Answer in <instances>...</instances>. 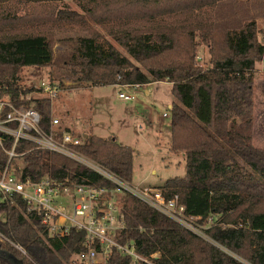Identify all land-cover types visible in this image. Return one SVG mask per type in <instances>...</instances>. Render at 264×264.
Wrapping results in <instances>:
<instances>
[{
    "label": "trees",
    "instance_id": "trees-1",
    "mask_svg": "<svg viewBox=\"0 0 264 264\" xmlns=\"http://www.w3.org/2000/svg\"><path fill=\"white\" fill-rule=\"evenodd\" d=\"M0 0V100L35 110L39 128L55 138L68 132L53 130L50 100L20 84L30 67L38 76L54 65L53 28L73 24L86 35L75 39L66 63L78 87L170 84V145L184 157V176L158 189L165 199L178 196L186 214L197 223L213 221L205 230L212 242L182 229L129 194L120 197L124 227L120 245L150 264H264V149L252 143L254 66L263 60L257 16L245 14L221 20L210 13L236 0ZM20 3L19 12L2 3ZM86 19L102 27L118 50ZM205 48L203 64L196 58ZM15 124H13V127ZM0 170L13 151L12 167L33 182L45 176L78 184L111 187L79 163L60 154L35 150L30 142L0 134ZM77 153L132 182L133 150L115 137L89 135ZM84 231L71 229L62 237H48L39 218L26 214L23 202L0 200V264H71L85 250ZM98 250V248L96 247ZM152 255L156 257L151 258ZM133 259L112 249L103 264H132ZM144 264V263H141Z\"/></svg>",
    "mask_w": 264,
    "mask_h": 264
},
{
    "label": "rangeland",
    "instance_id": "rangeland-1",
    "mask_svg": "<svg viewBox=\"0 0 264 264\" xmlns=\"http://www.w3.org/2000/svg\"><path fill=\"white\" fill-rule=\"evenodd\" d=\"M50 5L55 9L67 6L80 12L78 5L69 0ZM2 6L16 8L19 12L22 10L20 3L16 2H5ZM242 14L258 17L257 26L261 30L258 41L264 46V0H236V5L225 2L221 9L210 13V19L219 22ZM85 20L95 33L101 34L118 49L102 27L86 18ZM51 32L56 38L53 44L54 65L42 69L36 77H33V69L23 68L20 84L32 85L34 88L41 81L57 84L58 95L50 101L52 116L58 119L56 127L69 126L79 138H83V135H95L102 139L115 137L118 143L131 147L134 155L132 182L129 185L132 187L157 188L169 179L183 177L184 163L181 154L169 151L170 120L166 105L174 100L170 94V84L151 83L137 90L124 89L123 86L78 87L70 80L66 63L75 47V39L86 34L73 24L53 28ZM205 52V48H201L198 54L200 59L196 58L201 64L206 60ZM145 90H148V94H145ZM132 91L135 93V102H124L117 98L119 92L127 94ZM32 96L39 97L38 93L28 94L26 97ZM253 101L252 143L264 148L263 60L257 61L254 66ZM152 170L154 174H151ZM210 224L202 223L207 228ZM103 262L104 259L99 260V264Z\"/></svg>",
    "mask_w": 264,
    "mask_h": 264
},
{
    "label": "built area",
    "instance_id": "built-area-1",
    "mask_svg": "<svg viewBox=\"0 0 264 264\" xmlns=\"http://www.w3.org/2000/svg\"><path fill=\"white\" fill-rule=\"evenodd\" d=\"M123 87L132 90L139 88L138 85ZM35 91L39 96L51 101L57 97L59 88L56 83L41 81L35 86ZM117 98L125 102H133L135 94L134 91L127 94L120 92ZM39 120L40 117L35 110L15 107L8 98L0 100V134L13 137V146L17 141L25 140L33 144V149L57 153L69 158L111 184V187L93 186L56 180L49 176L37 182L28 178L22 180L21 165L15 167L9 165V161L16 155L12 150L4 151L8 156V162L0 170V200L4 202L21 200L26 214L39 218L48 237H62L71 229L84 231L85 250L74 255L70 260L71 264H99V260L105 261L112 249L130 256L133 259L132 264H150L148 259L135 254L132 245L123 246L116 241L117 232L124 227L120 217V197L123 194L131 195L182 229L212 243L204 233L207 227L197 223L200 218L186 214L178 196L165 199L158 188L140 189L130 186L129 183L121 181L77 153L75 147L83 144V138L69 132H64L59 139L55 138L52 133L47 134L39 128ZM56 124L58 120L54 118L53 130L57 128ZM212 221V217L207 218L204 224H210ZM154 257L156 255L151 256Z\"/></svg>",
    "mask_w": 264,
    "mask_h": 264
},
{
    "label": "crops",
    "instance_id": "crops-1",
    "mask_svg": "<svg viewBox=\"0 0 264 264\" xmlns=\"http://www.w3.org/2000/svg\"><path fill=\"white\" fill-rule=\"evenodd\" d=\"M155 83H159V82H155ZM166 83H167V82H166ZM113 87L121 88V87H119V86H113ZM140 87H141V86H140ZM119 93H120V92H119ZM134 94H135V93H134ZM145 94H148V90H145ZM119 100H120V99H119ZM121 101H122V100H121ZM171 101H173V100H171ZM124 102H125V101H124ZM133 102H135V100H134ZM171 104H172V102H170L169 104L166 105V106H167V109H170ZM57 120H58V119H57ZM63 128H64V129H67L69 133L75 135V133L72 131L71 127H69V126H67V127L63 126ZM88 136H89V135H83L82 137H83V139H86ZM255 147H256V146H255ZM130 148H131V147H130ZM257 148H260V147H257ZM131 149H132V148H131ZM260 149H264V148H260ZM132 150H133V149H132ZM133 152H134V150H133ZM133 155H134V154H133ZM180 157H181V159H182V161H183V163H184V157H183V155L181 154ZM151 174H154V171H153V170L151 171ZM157 188H158V187H157Z\"/></svg>",
    "mask_w": 264,
    "mask_h": 264
},
{
    "label": "water",
    "instance_id": "water-1",
    "mask_svg": "<svg viewBox=\"0 0 264 264\" xmlns=\"http://www.w3.org/2000/svg\"><path fill=\"white\" fill-rule=\"evenodd\" d=\"M263 62H264V57H263ZM12 264H14V263H12Z\"/></svg>",
    "mask_w": 264,
    "mask_h": 264
}]
</instances>
